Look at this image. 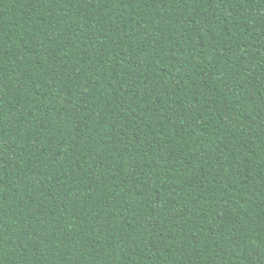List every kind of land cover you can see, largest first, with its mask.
Returning <instances> with one entry per match:
<instances>
[{
  "label": "trees",
  "instance_id": "obj_1",
  "mask_svg": "<svg viewBox=\"0 0 264 264\" xmlns=\"http://www.w3.org/2000/svg\"><path fill=\"white\" fill-rule=\"evenodd\" d=\"M0 264H264V0H0Z\"/></svg>",
  "mask_w": 264,
  "mask_h": 264
}]
</instances>
